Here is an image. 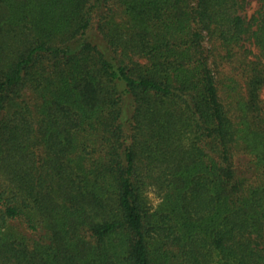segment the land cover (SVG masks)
I'll list each match as a JSON object with an SVG mask.
<instances>
[{"label":"trees","instance_id":"1","mask_svg":"<svg viewBox=\"0 0 264 264\" xmlns=\"http://www.w3.org/2000/svg\"><path fill=\"white\" fill-rule=\"evenodd\" d=\"M259 1L0 0V264H264Z\"/></svg>","mask_w":264,"mask_h":264},{"label":"rangeland","instance_id":"2","mask_svg":"<svg viewBox=\"0 0 264 264\" xmlns=\"http://www.w3.org/2000/svg\"><path fill=\"white\" fill-rule=\"evenodd\" d=\"M248 1L249 2L246 6V13H248L249 15H252L255 11H257L259 9L260 1L259 0H248ZM111 25H112V27H114L113 29H116L120 32L126 31V29L128 27V25L125 23V21L123 19L122 14H120V13L111 19ZM93 39L96 43L102 42L101 37H99V36L94 35ZM131 56L133 57V59L135 61H138V62L143 63V64L147 63V60L143 59L142 57H140L136 54H132ZM262 98L264 99V89L262 90ZM35 100H36V96H35L34 92L32 91V89H26V91H24V96L22 98V101L27 102L32 107L34 114L36 112ZM33 117L34 118L38 117V114H35ZM85 149H86L85 153H88L87 155L81 153L82 150H80V152L78 154L79 156H77L74 159L73 165L78 170H80L82 165H83L82 160L85 157H91L92 156V154H90L92 152V148L88 147ZM145 196H146L149 204L152 207L151 213L158 214V213H161L163 211H167L168 208L170 207V200L167 199V197H168L167 194L160 192V190H158V188L154 185H151L150 187L147 188V191L145 192ZM170 199L172 200L173 198H170ZM18 224L19 223H14L10 226V229L13 233H18V232L22 233L25 230L24 232L30 234V231H28L25 228V226L24 227L22 226V228H19ZM216 260L219 261V259L217 257H216Z\"/></svg>","mask_w":264,"mask_h":264}]
</instances>
